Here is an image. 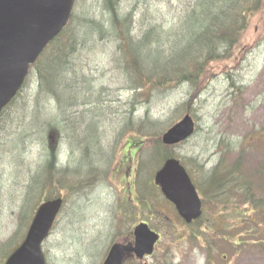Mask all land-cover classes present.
<instances>
[{"label":"rangeland","instance_id":"1","mask_svg":"<svg viewBox=\"0 0 264 264\" xmlns=\"http://www.w3.org/2000/svg\"><path fill=\"white\" fill-rule=\"evenodd\" d=\"M116 1L122 3L120 16L133 19L131 35L138 37L146 26L163 24L165 28L183 22L199 0ZM107 4V0H74V24L85 19L108 22ZM112 40L76 56L81 67L78 75L86 70L92 82L84 88L91 101L68 108L66 113L62 109L63 132L52 135V140L37 143L36 127L20 142L30 160L26 178L19 170L20 157L2 154L9 148L6 140L18 130L25 114L43 109L49 119L61 113L59 105L38 96L34 69L18 102L0 122V264L6 256L3 244L17 231L19 216L31 207L33 219L34 200L43 196L38 190L32 206L22 208L34 195L32 178H43L47 171L39 164L49 145L56 147L53 150L61 157V165L53 172L41 203L59 197L65 202L43 245L47 264H103L110 248L130 242L141 222L158 231L162 241L154 256L127 264H168L166 260L173 264H264V209L251 213L254 228L260 232L254 240L251 222L240 224V219L249 215L247 209L251 211L256 202L245 200L246 191L240 185L219 202L201 195L217 165L226 171L225 176L234 167L264 205V0L249 16L246 30L229 55L207 65L197 89L185 83L172 90H154L151 96L142 89L133 90L117 62L123 61L117 55L122 41ZM186 114L194 118L197 133L189 141L167 148V154L181 161L201 189L204 218L202 224L193 226L183 221L159 189V194L145 190L152 176L149 157L159 141L154 130L167 126L162 142L165 132ZM147 116L149 123L144 121ZM54 128L58 129L55 123ZM96 132L98 138L92 137ZM140 192L148 194L145 206Z\"/></svg>","mask_w":264,"mask_h":264},{"label":"trees","instance_id":"2","mask_svg":"<svg viewBox=\"0 0 264 264\" xmlns=\"http://www.w3.org/2000/svg\"><path fill=\"white\" fill-rule=\"evenodd\" d=\"M107 2L108 4L105 6L111 20L109 19L108 22L104 23L85 19L75 25L73 16L67 28L50 44L38 62L32 67L38 81V96L55 103L57 106L59 105L61 113H59V117L49 118L50 120L46 118L43 109L35 111L34 114L30 113L29 116L25 114L26 116L20 120L18 130L9 135L10 140H6L5 145L9 148L3 149L6 152L2 154L8 153L11 158L13 156L20 157L17 162L21 166L19 170L25 172L24 178H26V172L30 171L28 169L30 160L28 151H24L20 142H23L24 138L30 137L36 127H39L37 143L43 145L46 140H52L51 136L60 132V127H62V123H60L63 117L62 109L66 113L68 108L78 107L79 103L85 104V102L92 99L91 95L86 97V91H84L85 86L92 85V82L86 76L88 75L86 70L79 74L80 76L78 75L81 67L77 65L78 58L76 56L94 50L93 45L106 42L107 39H114L112 41L117 42L121 40L117 55L123 61L117 59V62L122 67L127 83L132 85L133 90L142 89L143 93L151 96L154 90L168 88L172 90L185 83L191 84L192 87L197 89V85L204 78L207 65L229 55L246 30L249 16L257 10L260 4V0H199L194 4L192 14L183 22L169 24L165 28L163 24L158 25V27L146 26L147 28L142 29L141 36L134 37L131 35L134 25L133 19L131 22L130 18L120 16L122 3H118L116 0H107ZM153 47L155 50H152ZM232 86L235 90L238 89L234 83H232ZM19 96L5 109L0 122L5 119L6 113L16 105ZM133 99H135V95ZM24 110L28 111L29 107ZM150 120V117L147 116L144 121L149 123ZM54 123L56 127L58 126V129L54 128ZM42 128L44 129L41 131ZM166 129L167 126H162L160 129L154 130L159 141L154 147L155 152L153 155L148 156L152 176L148 177L145 190L154 194H159V191L153 184L152 177L167 159L172 158L167 154L168 147L160 141ZM90 130L91 126L88 127L86 132L90 133ZM61 132H63L62 128ZM92 137L98 138V135L95 136L93 133ZM61 140L62 136L60 134V147L62 146ZM54 148L56 149V147L51 148L49 145L41 154L39 165H42L43 169L47 168V171H45L43 178L36 176L32 178L31 186L34 195L30 197V200L24 202V205L22 204V208L26 205L32 206L38 190L43 191L41 198L46 196L47 184L52 182L53 172L61 165V157L55 155ZM145 164L147 165V162ZM220 168L217 165L214 174L206 182L209 187L205 188V191L202 190L201 195L203 198L219 202L227 198L230 191H236L240 185V190L246 191L244 193L246 195L245 200L256 202L251 211L247 209L249 215L240 219V224L242 221L251 222L249 226L254 229L252 231H255L252 233L253 236H256L254 240L258 239L260 232L256 227L254 228L253 218L250 217L252 216L251 213L261 212L264 205L256 194L252 193L251 186L241 178L242 175L237 176V168L233 167L228 176H225L226 171L223 172ZM145 194L142 196L140 192L141 197H144V206L147 202L145 198L148 197V194ZM41 198L38 202L34 200L33 212L40 206ZM49 199L51 198L46 200ZM30 210L31 207L28 213L25 212L24 214L23 212L19 216L17 231L3 244L5 258L23 241L32 219ZM203 218L204 215L193 225L202 224ZM261 241L259 240V242ZM164 263L173 264V262L167 260Z\"/></svg>","mask_w":264,"mask_h":264},{"label":"water","instance_id":"3","mask_svg":"<svg viewBox=\"0 0 264 264\" xmlns=\"http://www.w3.org/2000/svg\"><path fill=\"white\" fill-rule=\"evenodd\" d=\"M73 7L74 0H0V117L24 87L31 67L68 26ZM196 126L193 117L186 115L162 141L166 146L185 143L196 133ZM155 182L188 224L202 217V200L180 160H167ZM63 205V198H58L39 207L24 242L5 264H46L43 244ZM133 236L129 243L114 244L104 264H124L130 255L143 260L154 254L161 240L147 223L136 226Z\"/></svg>","mask_w":264,"mask_h":264}]
</instances>
